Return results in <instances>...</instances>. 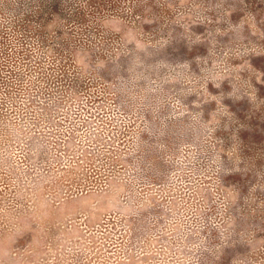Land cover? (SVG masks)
Returning a JSON list of instances; mask_svg holds the SVG:
<instances>
[{
    "label": "rangeland",
    "instance_id": "rangeland-1",
    "mask_svg": "<svg viewBox=\"0 0 264 264\" xmlns=\"http://www.w3.org/2000/svg\"><path fill=\"white\" fill-rule=\"evenodd\" d=\"M0 264H264V0H0Z\"/></svg>",
    "mask_w": 264,
    "mask_h": 264
}]
</instances>
